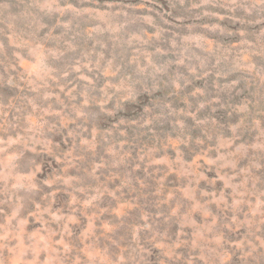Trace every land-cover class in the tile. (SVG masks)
Masks as SVG:
<instances>
[{
    "label": "rangeland",
    "instance_id": "rangeland-1",
    "mask_svg": "<svg viewBox=\"0 0 264 264\" xmlns=\"http://www.w3.org/2000/svg\"><path fill=\"white\" fill-rule=\"evenodd\" d=\"M0 264H264V0H0Z\"/></svg>",
    "mask_w": 264,
    "mask_h": 264
}]
</instances>
